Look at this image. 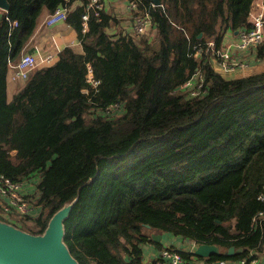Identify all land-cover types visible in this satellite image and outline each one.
I'll return each instance as SVG.
<instances>
[{
    "label": "trees",
    "instance_id": "trees-1",
    "mask_svg": "<svg viewBox=\"0 0 264 264\" xmlns=\"http://www.w3.org/2000/svg\"><path fill=\"white\" fill-rule=\"evenodd\" d=\"M7 1L0 20V173L32 190L24 193L27 213L0 212V221L41 234L75 199L62 224L79 264H143L145 246H161L149 230L195 246L234 247L231 255L208 257L180 251L185 258L258 263L264 70L226 77L211 66L207 44L220 47L227 32L248 28L253 0H136L151 21L150 34L142 35L109 32L118 17L104 8L88 11L82 31L88 0ZM62 5L82 52L63 47L8 102L9 63L19 59L41 10ZM256 47L264 57V40ZM194 76L201 85L192 95L181 85Z\"/></svg>",
    "mask_w": 264,
    "mask_h": 264
},
{
    "label": "built area",
    "instance_id": "built-area-1",
    "mask_svg": "<svg viewBox=\"0 0 264 264\" xmlns=\"http://www.w3.org/2000/svg\"><path fill=\"white\" fill-rule=\"evenodd\" d=\"M138 3L136 0H128V7L132 13L133 18V32L135 35H142L148 33L151 26V21L146 12L139 11ZM102 8V0H88L85 4V11L81 16L82 31L87 28V19L89 17L88 11L94 10L97 14L99 9ZM6 10L0 8V16L6 17ZM67 8L66 6H58L54 10L50 11L45 22L47 25L54 24L58 21L66 20ZM250 25L248 28L241 29L238 31V36L235 42L230 43L225 47H215L213 41H208V47L211 50L210 63L213 69L221 74H231L237 70H243L247 63L241 58L236 59L231 55V47L235 46L238 50H244L250 46H256L264 40V4L252 13L250 18ZM11 25H16V21H11ZM201 49L197 48L195 54ZM59 50L55 53L48 52L40 60L46 64H50L54 61L56 55L59 54ZM39 62L35 56L31 53L24 52L20 58L12 63L13 71L11 72V78L13 80H24L26 81L31 73L38 67ZM87 80L93 85L97 83L92 78V74L89 70ZM201 82H198L197 76L185 80L181 88L188 91L189 94L195 95L198 93ZM25 182L22 180H12L11 178L0 173V207L3 214L15 211L23 214L27 213L31 206L27 202V198L24 196L23 188ZM261 200L264 199V186L258 195ZM258 215H262L259 212ZM195 246V245H194ZM194 247L191 248L193 250ZM190 250V251H191ZM189 258L182 256L181 252L172 247L164 246L158 253L153 257L150 264H191ZM218 264H229L227 260L220 259L217 261ZM237 264H244V260H240Z\"/></svg>",
    "mask_w": 264,
    "mask_h": 264
},
{
    "label": "crops",
    "instance_id": "crops-1",
    "mask_svg": "<svg viewBox=\"0 0 264 264\" xmlns=\"http://www.w3.org/2000/svg\"><path fill=\"white\" fill-rule=\"evenodd\" d=\"M263 4L264 0L252 1L248 16V22H250L252 13L257 10L258 6L260 7ZM103 8L106 10V12L114 14L118 17V22L109 29V32L114 33L117 29L125 30L127 32H133V18L132 13L128 7V0H102V9ZM49 13L50 10H48L46 7L41 10L36 18L34 28L20 53V56L24 52L33 54L36 60L39 62L38 67L48 65L40 60L46 53H55L56 50L61 51L65 46H70L76 52H82V46L79 39L77 38L76 31L67 23L66 20L58 21L51 25L46 24L45 20ZM2 17L3 16H0V20ZM149 32H151V30H149L148 33ZM237 36L238 31L227 32V34H225V36L221 39L220 47H225L230 43L235 42ZM256 52V46H250L242 51H238L235 46H232L231 55L244 60L247 63V66L243 70H237L231 74L225 73L223 75H225L226 77H239L264 70V57H259ZM57 57L58 55H56L54 60H56ZM12 71V63H9L6 77V100L8 102L13 98L15 92L18 91L26 82L21 79L13 80L11 78ZM14 152L15 151L13 150L12 153ZM31 187L29 184L25 183L22 190L23 193H25L26 191H31ZM5 214H8V212ZM149 233H161V237L159 239V242H161V246L159 247L153 244H147L144 248L143 264H150L153 257L164 246H174L179 251H190L192 247L195 248L194 242L183 240L182 238L171 233L155 230H149ZM262 257H260V259L258 260L259 262L256 264L260 263ZM190 260L192 262L191 264H218L215 262H206L204 260H199L196 258H190ZM227 262L229 264H233L232 262Z\"/></svg>",
    "mask_w": 264,
    "mask_h": 264
},
{
    "label": "water",
    "instance_id": "water-1",
    "mask_svg": "<svg viewBox=\"0 0 264 264\" xmlns=\"http://www.w3.org/2000/svg\"><path fill=\"white\" fill-rule=\"evenodd\" d=\"M152 2L159 4L160 0H152ZM0 8L8 11V1L0 0ZM74 202L75 199L58 209L41 234H32L0 221V264H79L63 240L62 221ZM145 226L150 228L149 224ZM151 237L154 241H159L161 233H151ZM192 251L201 257L217 253L231 255L234 247L229 246L225 250H220L215 243H199ZM259 264H264V256Z\"/></svg>",
    "mask_w": 264,
    "mask_h": 264
},
{
    "label": "rangeland",
    "instance_id": "rangeland-1",
    "mask_svg": "<svg viewBox=\"0 0 264 264\" xmlns=\"http://www.w3.org/2000/svg\"><path fill=\"white\" fill-rule=\"evenodd\" d=\"M150 33V32H149ZM148 33V34H149ZM224 47V46H223ZM238 51H242V50H238ZM236 59H238L239 57H235ZM0 212L3 214V212L0 210ZM15 212V211H14ZM17 213V212H16ZM148 228V227H147ZM149 229V228H148ZM172 247H174V246H172Z\"/></svg>",
    "mask_w": 264,
    "mask_h": 264
}]
</instances>
